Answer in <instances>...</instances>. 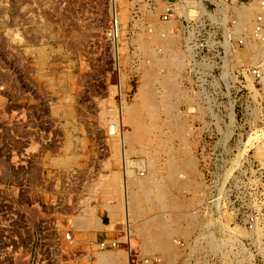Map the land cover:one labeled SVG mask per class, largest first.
Listing matches in <instances>:
<instances>
[{
	"label": "rangeland",
	"instance_id": "374dc122",
	"mask_svg": "<svg viewBox=\"0 0 264 264\" xmlns=\"http://www.w3.org/2000/svg\"><path fill=\"white\" fill-rule=\"evenodd\" d=\"M166 6V0H0V264H96L102 250L125 256L127 264H146L142 256L153 254L163 258L159 250L143 247L134 229L145 216L167 214L162 203L131 220L133 263L125 218L110 226V207L120 203L115 175L123 180V166L107 129L121 101H137L151 60L140 44L163 59L161 41L148 33L151 24L173 19L178 21L168 31L180 35L186 64L181 73L155 65L160 79L151 83L159 96L164 77L178 75V84L193 95L192 101L174 97L179 102L174 109L186 121L183 133L201 185L199 191L193 184L172 190L173 197L184 199L183 210L196 217L186 236L173 237L179 250L174 264H264V219L261 235L253 233L255 226H244V213L259 199L257 190L264 191V86L262 77L254 80L247 69L259 65L262 75L264 56L253 60L245 45H238L232 15L222 13L225 0L176 1L177 15L203 14L196 19L202 31L196 41L210 50L203 48L205 59L189 65L193 52L185 46L186 21L173 14L162 20ZM159 111L163 124L155 132L170 138L164 107ZM132 126L125 121L123 128L132 131ZM180 142L175 136V149ZM130 155L131 169L137 170L145 156ZM169 155L168 147L162 149L158 164L165 166ZM212 195L218 196L213 204ZM91 213L101 225L81 221ZM113 239L116 246L99 247L101 240ZM216 243L221 249L214 250Z\"/></svg>",
	"mask_w": 264,
	"mask_h": 264
},
{
	"label": "bare ground",
	"instance_id": "6f19581e",
	"mask_svg": "<svg viewBox=\"0 0 264 264\" xmlns=\"http://www.w3.org/2000/svg\"><path fill=\"white\" fill-rule=\"evenodd\" d=\"M205 9L206 8L202 4L201 11H204ZM231 10L235 12L231 13ZM183 11L189 12L187 9H183ZM223 12L227 15H232V19L234 22V25L232 27V34L238 35L243 39L242 42L246 47L243 51H245V53H247L248 56H250V58L253 60H259L261 56H264V38L260 40L254 34L255 17L260 12V7L257 0H249L248 2H244V0L227 2V6H225L224 9L222 8V13ZM152 19L155 18L152 17ZM152 19L149 21H152ZM176 21L178 20L173 19L171 20V22L169 21L164 25L151 24L148 33L157 41H161V44L163 45V59L160 60L161 57H157L155 53L156 51L153 50L154 48L151 49L148 44H140V49L143 51V53H146V55H151V60L149 61L150 63H147L148 61H144L149 64V66H147L145 70L144 68L146 67V65L145 67L143 66V81L141 83L142 85L137 90V101L132 105L121 101L122 108H120V112L117 115L114 113V117L111 118L112 123L109 124L108 129L106 128L107 132L111 134L112 139H114V144L116 145V147H114V149L116 148L115 157H121L120 160L122 161L123 166V180H118L120 178L117 173L115 175V178H117L115 181L118 183V186H115L113 189V191L115 192L114 194L120 196V203L117 205L113 204L111 207L108 205L111 208L110 226H113L115 222L121 217L125 218V236H127L126 238L128 239L127 242L129 244L127 256H129V249L130 247H132L130 244V234L133 232L131 220H134L140 215L145 214L147 206L149 207V205H154L156 207H159L162 203L167 208L166 211L168 216H165V212L163 214H154V216H145L143 219V223L134 225V229L138 236L141 237L143 247L151 251L159 250L163 253V258L166 259L170 264H174L177 256H179V250L177 251L175 249L176 245L173 242V237L178 234L186 236L185 234L190 232L195 224L192 219V216H195H191L189 213L183 210L186 205L184 199L180 200L179 198L173 197L172 190H181L185 188L183 186H185L186 184H193L196 191H199L201 188V185L197 183L198 170L196 167V160L191 155L190 147L187 146V144L189 143L185 138L186 133H183V123H185L186 121L183 119L180 112L177 111V113L174 109V106H176L175 104L179 103H175L174 97L177 98L176 101H188V99L191 100L190 98L193 95H191L190 93L188 94L186 89L181 88V83L179 82L178 84V80L176 81L178 75H176V78L174 75H172L171 77V74H167L164 77V80L162 81V88L164 87V89L162 90L161 94L159 93V96L156 95L157 89H154L155 87L153 88L151 83L152 80L154 81V78L155 80L160 79V77L158 78L157 72L155 71V65L158 67L163 65V67L169 70L168 73H171V71L174 69L179 72L181 69L183 70L186 53L185 55L182 54L180 49L181 37L177 33L174 34L168 31V29H170L173 24H176ZM153 39H150V41ZM174 74L176 73L174 72ZM260 78L262 79L264 86V73L260 76ZM159 91L160 90H158V92ZM163 107L168 117V122L166 121L165 123L169 124L173 129V131H171L170 133V138H163V136L160 137L158 133L155 132V129H157L158 127L160 128L163 124V120L160 117L159 111L163 110ZM125 121L135 123V126L131 127L132 131H128V129L123 128ZM175 136H178V138H180L181 140V146H179L178 149L177 147L175 149L172 143V140ZM118 140L119 143H117ZM169 142H171V144H169ZM137 143L141 145L140 148L136 146ZM153 147L155 148L153 149ZM167 147L170 149V157L168 158L167 164L165 166H161L160 164H158L161 152L162 149H167ZM131 152L143 153V155L145 156V158H141V160L138 162V171L131 169V164L133 161L130 158ZM163 173L167 175L161 177ZM120 184H122V186H120ZM106 185V187H108L109 184L107 183ZM107 189L108 188H106L105 191H107ZM190 189L192 188H189V190ZM196 191L195 195L197 194ZM216 200L217 199H214V202ZM185 210H187V208H185ZM81 221L88 225L93 224L96 226L101 223L98 218H96L95 216L93 217V213H91V215H88L86 219H83ZM184 222H186V225H184ZM83 223L80 227L85 228ZM257 224L258 223H255L253 225L255 226V228L253 229V233L256 232L257 234L261 235V226ZM240 230L242 229H239V231ZM212 238L211 241L214 240L215 237L213 239ZM220 243H216L214 245V250L221 249L219 247L221 245ZM226 243L227 242H225L224 244ZM119 251L120 249L118 250V252ZM122 252H119V256H121L120 253L122 254ZM97 253V260H95L96 264H127L123 259V257L125 256L122 255L121 257H117L113 254V251L108 252L106 250H102L98 251ZM150 264L155 263H151L150 261Z\"/></svg>",
	"mask_w": 264,
	"mask_h": 264
},
{
	"label": "built area",
	"instance_id": "2783aa9c",
	"mask_svg": "<svg viewBox=\"0 0 264 264\" xmlns=\"http://www.w3.org/2000/svg\"><path fill=\"white\" fill-rule=\"evenodd\" d=\"M166 1H167V6L165 7V9L162 10V20L169 19L172 14L174 16H176L177 18L184 17V19L186 21L185 30L188 33L187 40L185 41V46L188 45V49H191L193 52V56H192L193 60L189 63V65L192 64V65L196 66V64L198 63L197 62L198 59L199 58L205 59V56L207 55V52L200 54V51H203V48L209 49V44H207V43L205 44V43L201 42L198 45V42L196 41L198 38V37H196V35L198 33L202 32L201 30H197V28L201 29V27L195 26L198 23V22H196V19L198 16L202 17L203 14L202 15L193 14L189 19H187V17L184 14H178L177 15V12H175V6H174L176 1L183 2L184 0H166ZM225 1L232 2V1H243V0H225ZM257 2H258L259 7H260V12L255 17L254 34L258 39L262 40V38H264V24H263L264 0H257ZM110 34H113V30H111ZM235 40L237 41L238 45L243 44L240 37H235ZM198 49H200V50H198ZM248 67L249 66H247V69L249 70L250 74L253 76L254 80H258L261 76V70H260L259 65H256V66L251 65L250 68H248ZM194 71H197V69ZM210 71L211 70L209 69V72ZM198 73L200 74L201 71H198ZM199 74H197V77ZM198 80H199V78H198ZM257 191L258 192H256V198H259V199H257V202H255V207L253 209H250V211L244 213L245 214V217H244V221H245L244 224L245 225L244 226H246L249 229L251 227H253V225L255 223H258L260 225L264 219V200L262 201V199H261V197H263L262 192L264 193V191H262L261 189H258ZM217 197L212 195L209 198V201L212 202V204H213L214 199H216ZM222 200H223V198H222ZM222 200H221V202H222ZM70 234H71L70 232H67L65 234L67 239H70ZM180 243H181L180 245L184 244L182 241ZM117 244H118V241L116 239L109 240V241L108 240H101L99 242V247H101V248L113 247V246H116ZM127 249H128V247L126 246V251H127ZM129 250H130V255H129L130 256V262L133 263L137 259V253L135 252V250L132 247H130ZM142 258H143L142 259L143 262L146 264H150V261H151V263H155V264H170L169 262L166 261V259L161 258L159 255H156V254H153L150 256H142Z\"/></svg>",
	"mask_w": 264,
	"mask_h": 264
}]
</instances>
